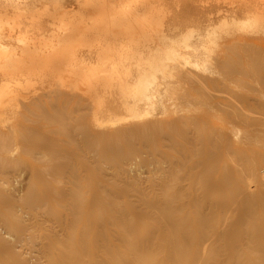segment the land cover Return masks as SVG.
<instances>
[{"label":"rangeland","instance_id":"1","mask_svg":"<svg viewBox=\"0 0 264 264\" xmlns=\"http://www.w3.org/2000/svg\"><path fill=\"white\" fill-rule=\"evenodd\" d=\"M54 1L57 5L58 0L34 3L31 15L24 0H14L20 7L9 10L6 20L0 16V34L14 37L0 49V56L10 58L0 62V86L5 80L10 86L0 87V264H264V7L248 8L249 13L245 6L253 0H156L155 15L137 16L140 22L145 18L143 23L137 21L141 29L146 26L140 32L145 34L135 32L129 41V36L115 32L120 39H113L114 45L112 40L107 45L102 39L101 44V38L87 35L88 28L91 34L95 29L89 22L97 12L94 19H104L107 5L92 15L79 14L75 30L84 35L70 46L66 42L68 48L65 41L58 45L51 38L50 43L40 41L44 47L35 42L30 51L35 57L50 51L60 58L65 48L96 50L83 57L95 70L75 75L76 80L74 75L75 79L69 78L68 68L63 69L67 74L49 68L45 59L51 56L36 63L47 69L42 64L40 70L38 64L29 71L32 63H27L30 56L26 60L25 53L19 61L22 68L18 63V47L43 34L42 28L38 32L35 24L30 25L31 20L36 13L51 15ZM54 7L58 10L54 15H60L61 7ZM210 8L222 13L209 25L201 27L196 20L185 25L186 19L204 16ZM22 9L29 16L18 11ZM20 12L23 15L14 16ZM64 15L63 28H69L71 19ZM54 17L59 19L58 14ZM106 23L107 28L113 25ZM23 32L27 39L34 33L30 41L22 40ZM16 37L21 41H13ZM52 44L57 48L52 50ZM116 48L130 51L117 56ZM131 49L137 51L132 54ZM182 52H187L185 57ZM108 56L113 58L103 62ZM109 60L116 65L111 71ZM77 64L72 65L74 70ZM126 66H131L130 74L140 70L142 81L128 77ZM124 79L126 85H119ZM86 83L94 89L89 91ZM8 89L18 95L12 96ZM141 93L144 100L137 104Z\"/></svg>","mask_w":264,"mask_h":264},{"label":"bare ground","instance_id":"2","mask_svg":"<svg viewBox=\"0 0 264 264\" xmlns=\"http://www.w3.org/2000/svg\"><path fill=\"white\" fill-rule=\"evenodd\" d=\"M39 0H24V6H25V9H28V12L32 15V10H33V8L35 7V4L34 3H36V2H38ZM95 1V2H94ZM93 2H92V0H58L57 1V5H56V3H55V1L52 3V4H55V5H53V7H51V8H53V9H51L52 10V12H49L51 15H49V13L48 12H46V14L47 15H49L48 17H42V15H38V17H37V13H36V17H33V16H31V17H33L35 20L33 21V19L31 20V24L30 25H34L35 24V27L36 28H38V32H39V28L41 29L42 28V30H43V34H41V35H36V40H34L33 41V39H35V36L33 35L36 31H34V33H32L31 34V32L33 31V30H35L34 28L35 27H33V29H32V31L30 32V34L31 35H33L34 36V38H33V36H32V38H31V35H29L30 37H28L29 39H27L26 38V34L29 32L28 30L30 29V28H28L27 30H26V34H24V32H23V34H22V36L23 35H25V38L26 39H24V38H22V40L23 41H25V40H29L30 41V38L32 39V41H30V43H25L24 42V46H22L21 45V47L23 48L24 47V49H23V51H22V48L20 49L19 47H18V51H20L19 52V54H20V56L18 55H16L17 56V58H19V60H18V63H19V61H20V58H23L24 59V55L21 57V55L22 54H24L25 53V58H26V60L28 59L27 57H29V59H28V61L29 62H27L28 64L29 63H32V65H27L25 62H23V65L25 64L26 65V67H25V65H24V67L25 68H28L27 66H29V71H31L30 69L32 68V66L34 65V66H38V64L40 65V66H38L39 67V69H40V67L42 66V64L41 63H38V64H36L37 63V61L39 60V59H42V58H45V57H50L51 56V60H49L50 58H46L45 59V61H46V63L45 64H48L49 65V68L51 67V68H53V70H59V72H60V70L62 71V73L63 72H65L64 70H66L67 68V71H69L68 72V74L70 73V79L73 77L74 79H75V75H77V77H78V74L79 75H81L80 73H87V71L88 72H90L91 73V69L93 68H90V66L91 65H88V64H85V61L83 62V57L84 56H90V52L92 51V50H94V49H92V48H90V49H92L91 51H89L88 49H89V46H88V48H87V46H86V48L87 49H85V48H83V49H85V50H83V49H81V50H79V49H75V47H73L74 49H70V50H67V48L70 46V42H73L75 39H79L80 37H81V34L82 35H84L83 33H79L77 30H75V29H79V27L77 28L76 27V25H75V22H76V19L79 21V19L80 18H82V17H80L79 18V14L81 15V14H84V13H86V12H90L91 13V15L94 13V10H96V12L99 10V7L101 8V7H105L106 5L109 7V11H108V13L105 15V17H104V19H101L100 17H98L97 18V20L96 19H94V17L95 16H97L98 15V12L96 13L97 15H95L94 17H93V23H92V21H91V23L89 22V20L90 19H92V16H90V14L88 13V15H89V17H88V15H87V17L89 18H85L86 20H87V22H89V25L90 24H92V26H94L95 27V29L92 31V34H91V29H89L88 28V30L90 31V35L87 33V31H85V29H86V27H85V29H84V31L87 33V35L90 37L91 35L92 36H97V38H101V40L102 39H104L105 40V42L107 43V45H108V42H110L111 40H112V43L111 44H113L114 45V43H113V39H115V42L116 41H119V39L120 38H116V37H118V35L119 34H116L115 32H118V33H120V36L119 37H124V36H129V41H132L131 40V37H132V35L133 34H136L135 32H138L139 31V33L141 32V30L143 29V28H145V27H143L142 29H141V24H139L138 22H140V20H137V19H141L140 17L139 18H137V16L139 15H141L140 13H144L145 15H146V13L148 14V15H153L154 14V10H155V2L157 3L158 1H156V0H141L140 2L139 1H135V3H133L131 0H99V1H97V0H94ZM188 2H192L193 0H187ZM200 1V0H199ZM202 1V0H201ZM247 1V0H246ZM127 2H129V4H131V2H132V4L130 5V7H128V4H127ZM250 2V1H249ZM253 2V3H252ZM52 4H51V6H52ZM158 4V3H157ZM203 4V3H202ZM242 5H243V3H241ZM155 5V6H154ZM233 5V4H232ZM231 4H230V6H232ZM255 5H257L256 7H255ZM261 5V7L263 6L264 7V1L263 0H261V1H258V0H253V1H251L250 3H247L246 4V6H245V10L246 11H248L249 9L248 8H258V6H260ZM44 6H46V5H44ZM54 6H58V7H61V14H66L67 16H69L70 17V19H71V22H72V25L71 26H69L70 25V21H68L69 23V25H66V26H69V28H63L64 26V23L65 22H63L62 23V20H61V17H63L64 18V16L63 15H59V12H56L57 14H58V16H59V19H58V17H54V16H56V15H54V12H55V10L57 9L56 7H54ZM240 6V5H239ZM14 7H20L19 6V3L18 2H14V0H0V16L2 17L3 15H4V17H2V18H5V20H6V17L8 16H6L5 17V15L9 12V10H12ZM23 7V6H22ZM160 7V6H159ZM201 7H202V9L204 10L205 9V7H204V5H201ZM15 8V9H16ZM24 8V7H23ZM46 8V7H45ZM68 8V9H67ZM97 8V9H96ZM105 8H107V7H105ZM123 8H125V9H123ZM157 8V7H156ZM24 9V10H25ZM38 9V8H37ZM55 9V10H54ZM60 9V8H59ZM103 9V8H102ZM158 10H159V8H157ZM161 9V8H160ZM40 10V9H39ZM104 10V9H103ZM108 10V9H107ZM166 10V9H165ZM220 8H217L215 11H214V9L213 8H210V10L208 11V13L207 14H205L204 16H201V15H194V17H193V19L192 18H189L188 20L186 19L185 20V25L188 23V22H191L192 20H196L197 21V24H199V26H201L202 24H203V26L205 25V26H207V25H209L212 21H213V19H214V17L215 16H220V13H222V11L220 12ZM241 10H242V8H241ZM17 11V10H16ZM18 11H22L23 12V9L22 10H18ZM17 11V12H18ZM56 11H58V10H56ZM100 11V10H99ZM162 11H164V10H162ZM225 11V10H224ZM232 11H233V9H232ZM243 11V10H242ZM35 12V11H34ZM157 11H155V13H156ZM220 12V13H219ZM225 12H227V11H225ZM233 12H237V10H234ZM249 12V11H248ZM39 13H40V11H39ZM43 13H44V11H43ZM101 13V12H100ZM104 13V12H103ZM202 13V12H201ZM215 13H216V15H215ZM238 13V12H237ZM243 13V12H242ZM250 13V12H249ZM11 15L13 14V13H10ZM17 14H22L21 12L20 13H15L14 14V16L15 15H17ZM23 14H24V12H23ZM22 14V15H23ZM28 15V13H25L24 15ZM46 14L44 15V16H46ZM143 14V15H144ZM159 14V13H158ZM161 14H163V13H161ZM160 14V15H161ZM231 14H232V12H231ZM241 14V13H240ZM100 15V14H99ZM144 15V16H145ZM155 15V14H154ZM251 15V14H250ZM29 16V15H28ZM61 16V17H60ZM84 16V15H83ZM149 16V17H150ZM259 16V15H258ZM0 17V18H1ZM13 17V16H12ZM68 17V18H69ZM142 17V16H141ZM149 17H148V19H149ZM153 17V16H152ZM158 17V16H157ZM216 17V18H217ZM249 17V16H248ZM23 18H24V16H23ZM66 18V17H65ZM106 18V19H105ZM159 18H160V16H159ZM246 19H247V17H245ZM24 19H26V18H24ZM84 19V20H85ZM143 19V18H142ZM145 19V18H144ZM144 19H143V21H144ZM147 19V20H148ZM150 19H151V17H150ZM153 19V18H152ZM156 19V18H155ZM224 19V18H223ZM229 19V18H228ZM28 20V19H27ZM56 20H61V23H62V25H60L61 23H59L58 25L56 24L57 23V21ZM100 20V21H99ZM107 20H108V22L109 21H111L112 22V26L110 27V25L108 26V28L107 27H105L104 25H105V23L107 22ZM0 21H1V19H0ZM25 21V20H24ZM23 21V22H24ZM77 21V23L76 24H78L79 25V22ZM106 21V22H105ZM138 21V22H137ZM143 21H141L142 23H143ZM146 21V20H145ZM160 21V20H159ZM220 21V20H219ZM244 21V20H243ZM246 21V20H245ZM2 22H3V20H2ZM25 22H28V21H25ZM24 22V23H25ZM82 22V21H81ZM105 22V23H104ZM140 22V23H141ZM148 22H149V20H148ZM204 22V23H203ZM5 23V22H4ZM11 23V22H10ZM22 23V22H21ZM150 23H152L151 21H150ZM149 23V24H150ZM155 23V21L153 22V24ZM229 23V22H228ZM232 23V22H231ZM243 23V25H244V23L245 22H242ZM7 24V23H6ZM17 24H18V22H17ZM66 24H67V22H66ZM84 24V23H83ZM82 24V25H83ZM107 24V23H106ZM190 24V23H189ZM225 24H227V23H224V25ZM233 24H234V22H233ZM240 24V23H239ZM254 24V23H253ZM1 25V24H0ZM18 25H20V24H18ZM18 25H16V27H15V29L17 28H19L20 29V26L19 27H17ZM23 25V23L21 24V26ZM25 26L27 25L28 26V24L26 23V24H24ZM23 25V26H24ZM30 25L28 26V27H30ZM62 27V29H61V31L63 32V33H60L57 29L60 27V26ZM82 25H81V28L83 29L84 28V25H83V27H82ZM148 25V24H147ZM223 25V26H224ZM250 25V24H249ZM24 26V27H25ZM55 26L57 27L56 29H55ZM113 26H115L116 27V29H115V27H114V30H113ZM136 26H140L139 28H138V30H137V28H136ZM143 26V25H142ZM173 26V25H172ZM32 27V26H31ZM93 27V28H94ZM149 27V26H148ZM156 27V26H155ZM202 27V26H201ZM251 27V26H250ZM11 28H13V27H11ZM172 28V27H171ZM175 28H176V26H175ZM174 28V29H175ZM205 28V27H204ZM0 29H1V27H0ZM24 29H26V28H24ZM55 29V30H54ZM59 29V30H60ZM67 29V30H66ZM177 29H180V27H178ZM206 29V28H205ZM21 30H23V29H21ZM64 30H66V31H64ZM146 30V29H145ZM172 30H173V28H172ZM189 30V29H188ZM198 30V29H197ZM4 31V30H3ZM24 31V30H23ZM83 31V32H84ZM170 32H171V30H169ZM10 32H12V30L10 31ZM9 32V33H10ZM20 32V31H19ZM41 32V31H40ZM188 32V31H187ZM16 33V32H15ZM143 33V32H142ZM142 33H140V34H142ZM168 33V32H167ZM21 34V33H20ZM38 34V33H37ZM40 34V33H39ZM143 34H145V33H143ZM186 34V33H185ZM14 35V34H13ZM18 35H19V33H18ZM87 35H86V37H87ZM115 35H117V36H115ZM122 35V36H121ZM130 35H131V37H130ZM146 35H149L148 34V32L146 33ZM175 35V34H174ZM173 35V36H174ZM189 35V34H188ZM187 35V36H188ZM191 35V34H190ZM200 35H202V34H200ZM209 35V34H208ZM213 35V34H212ZM17 36V35H16ZM91 36V37H92ZM100 36V37H99ZM134 37H135V35H133ZM137 36V35H136ZM142 36V35H141ZM181 36V35H180ZM199 36V35H198ZM89 37H88V39H89ZM122 37V38H123ZM125 37V38H126ZM139 36H137V38H138ZM159 37V36H158ZM160 37H165V36H163V35H160ZM159 37V38H160ZM172 37V36H171ZM177 37V36H176ZM179 37V36H178ZM201 37V36H200ZM14 37L11 35V34H4V35H1L0 34V49H2L1 47H5V45H7L6 44V42L8 41V42H11V41H9V40H12ZM18 37H16L13 41H15V40H18V42L19 41H21V39H19V38H21L20 36H19V38L17 39ZM55 39V41L56 42H58V45H59V43L61 42H64L65 41V44H66V42H69L68 43V45L69 46H67V44H66V46H67V48H65L66 50H65V56L62 54V56H60V58H59V56L57 55V57H55L56 56V54H54L53 52V54H54V57L52 56L53 54L50 52V51H45V55L43 54L41 57H40V55H38L37 57H35L34 55V53L33 52H31L30 53V51L32 50V49H35V42L38 44V46H42V47H44L43 46V44H41L40 45V41L41 42H44L46 39H49V43H50V39ZM128 38V37H127ZM140 38V37H139ZM161 38V39H162ZM175 38V37H174ZM182 38V37H181ZM51 39V40H52ZM63 39V40H62ZM84 39L86 40L87 38H85V36H84ZM92 39H94V38H92ZM118 39V40H117ZM140 39H142L143 40V38H140ZM144 39H145V37H144ZM154 39V38H153ZM165 39V38H164ZM58 40V41H57ZM59 40H61V41H59ZM67 40V41H66ZM90 40V39H89ZM98 40V39H97ZM97 40H95V41H97ZM101 40H99L98 42H100L101 43ZM104 40H102V42L103 43H101V44H105L104 43ZM126 40V39H125ZM127 40V41H128ZM150 40H152V39H150ZM155 40V39H154ZM154 40H152V41H154ZM158 40H160V39H158ZM165 40H167V39H165ZM170 40V39H169ZM173 41H175L174 39H172ZM12 41V42H13ZM23 41L21 42V43H23ZM76 41V40H75ZM81 41H83V39L81 40ZM87 41V40H86ZM92 41V40H91ZM122 41V40H121ZM133 41H135V40H133ZM242 42H243V40H241ZM17 42V43H18ZM32 42V43H31ZM54 42V41H53ZM52 41H51V43H53ZM55 42V43H56ZM94 42V41H93ZM124 42V41H123ZM231 42V41H230ZM97 43V42H96ZM125 43H126V41H125ZM125 43H123L124 45H126ZM132 43H134V42H132ZM146 43H148V42H146ZM234 43V42H233ZM34 44V45H33ZM64 43H62V45H63ZM83 44H84V41H83ZM139 44V43H138ZM141 44V43H140ZM143 44V43H142ZM171 44V43H170ZM209 44V43H208ZM253 44V43H252ZM16 45V44H15ZM33 45V46H32ZM53 45V44H52ZM51 45V46H52ZM57 45V44H56ZM54 46V47H52L51 49L52 50H54L55 48H57V46ZM62 45H60V46H62ZM84 45H87V44H84ZM98 45V44H97ZM100 45V44H99ZM118 45V44H117ZM123 45V46H124ZM179 45V44H178ZM186 45V44H185ZM224 45V44H223ZM234 45V44H233ZM251 45V44H250ZM9 46V45H8ZM17 46H18V44H17ZM73 46V45H72ZM111 46V45H110ZM121 46V45H120ZM139 46V45H138ZM142 46V48H145V47H143V45H140V47ZM193 46V45H192ZM191 46V47H192ZM230 46V45H229ZM245 46H247V45H245ZM81 47V46H80ZM103 47H104V45H103ZM105 47L107 48V49H109L108 48V46H106L105 45ZM113 47V46H112ZM112 47L110 48V50L112 49ZM118 47V46H117ZM155 47V46H154ZM189 47V46H188ZM187 47V48H188ZM191 47H190V49H191ZM196 47V45L194 44V46L192 47L193 49ZM200 47V46H199ZM10 48V47H9ZM32 48V49H31ZM54 48V49H53ZM124 48V47H123ZM129 48V47H128ZM148 48V47H147ZM171 48V47H170ZM183 48H185V47H183ZM197 48H198V46H197ZM241 48V47H240ZM256 48V47H255ZM16 49V48H15ZM102 49V47L100 48V50ZM120 49V48H119ZM119 49H113V53L115 52V55H125V53H128L129 51H130V49H129V51L127 50L126 52H123V50L121 49V51L120 52H118L119 51ZM146 49V48H145ZM192 49V50H193ZM229 49V48H228ZM251 49H252V47H251ZM39 50V49H38ZM45 50H47V49H45ZM109 50V51H110ZM118 50V51H117ZM125 50H126V48H125ZM136 51H137V49H135ZM135 50L133 51V49H131V51H133L132 52V54L135 52ZM196 50V49H195ZM255 50V49H254ZM15 51V50H14ZM41 51V50H40ZM96 51V50H95ZM95 51H92V53H94ZM145 51V50H144ZM143 51V52H144ZM157 51V50H156ZM170 51V50H169ZM185 51H188V49L187 50H185ZM198 51V50H197ZM252 51V50H251ZM9 52V51H8ZM35 52V51H34ZM61 52V51H60ZM67 52V53H66ZM112 52V51H111ZM110 52V53H111ZM150 52V51H149ZM154 52V51H153ZM192 52V51H191ZM194 52V51H193ZM200 52V54H201V51H199ZM10 53V52H9ZM12 53V52H11ZM22 53V54H21ZM34 55H33V54ZM37 53V52H36ZM41 53H43L42 51H41ZM63 53H64V51H63ZM96 53V52H95ZM101 53H102V51H101ZM117 53V54H116ZM137 53V52H136ZM139 53V52H138ZM151 53V52H150ZM150 53H148V54H150ZM159 53V52H158ZM174 53H175V51H174ZM187 53V52H186ZM186 53L184 52V54H183V52H182V56H186ZM189 53H190V51H189ZM196 53V52H195ZM194 53V54H195ZM198 53V52H197ZM235 53H237V52H235ZM248 53V52H247ZM250 53H252V52H250ZM262 53V52H261ZM14 54V53H13ZM40 54V53H39ZM60 54V53H59ZM67 54V55H66ZM112 54V53H111ZM142 54V53H141ZM147 54V55H148ZM173 54V53H172ZM199 54V53H198ZM198 54H196V55H198ZM255 54V53H254ZM257 54V53H256ZM255 54V55H256ZM263 54V53H262ZM10 55V54H9ZM12 55V54H11ZM100 55V54H99ZM107 55H108V53H107ZM117 55V56H118ZM138 55V54H137ZM156 55V54H155ZM196 55H194V56H196ZM202 55V54H201ZM235 55V54H234ZM251 55V54H250ZM253 55V54H252ZM6 56V55H5ZM102 56V55H101ZM127 56V55H126ZM130 56L132 57L133 55H131V52H130ZM149 56V55H148ZM147 56V57H148ZM238 56V55H237ZM4 57V56H3ZM2 56H0V62L2 63L4 60H5V58H6V61H7V59H10L9 58V56L7 55L6 57H4L3 58ZM8 57V58H7ZM104 57V56H103ZM113 58L112 56H108V58L105 60V61H103V62H107L108 61V59L109 58ZM115 57V56H114ZM128 57V56H127ZM138 57V56H137ZM145 57V56H144ZM179 57V56H178ZM236 57V56H235ZM254 57V56H253ZM262 57V56H261ZM14 58H16V57H14ZM106 58V57H105ZM117 58V57H116ZM116 58H114L115 60H121V59H116ZM130 58V57H129ZM177 58V57H176ZM187 58V57H186ZM236 58H238V57H236ZM248 58V57H247ZM252 58V57H251ZM13 59V56H12V58H11V60ZM99 59H100V56H99ZM171 60H173V59H175V58H172V56H171V58H170ZM239 59V58H238ZM87 60V59H86ZM100 60H104L103 58L102 59H100ZM144 60V59H143ZM167 60V59H166ZM236 60V59H235ZM253 60V59H252ZM16 61V59L14 60V62ZM99 61V60H98ZM111 60H109V71H111L113 68H115V66L113 67V65L111 64V62H110ZM113 61V60H112ZM118 61V62H119ZM169 61V60H168ZM174 61V60H173ZM184 61V60H183ZM186 61V60H185ZM184 61V62H185ZM238 61V60H237ZM249 61V60H248ZM11 62V61H10ZM14 62H12V64H13V66H14ZM17 62V61H16ZM49 62V63H48ZM113 62H115V61H113ZM112 62V63H113ZM116 63V64H120V65H118V66H121V63ZM120 62H122V63H124L123 62V59H122V61H120ZM151 62V61H150ZM170 62V61H169ZM180 62H181V59H180ZM4 63V62H3ZM6 63V62H5ZM76 63H80L78 66H77V69L75 68V70H74V66H72L73 64H75V66H76ZM87 63H89V62H87ZM154 63V62H153ZM156 63H157V61H156ZM159 63V62H158ZM175 63V62H174ZM177 63V62H176ZM239 63V62H238ZM8 64V63H7ZM7 64H2V66H6ZM21 64V65H20ZM45 64H43L44 66H45ZM95 64V63H94ZM102 64H104V63H101V65ZM160 65L159 66H161V63H159ZM236 64V63H235ZM253 64V63H252ZM10 65V64H9ZM19 65L21 66V68H22V63H19ZM157 65V64H156ZM162 65H163V63H162ZM182 65H183V63H182ZM19 66V67H20ZM47 66V65H46ZM45 66V67H46ZM103 66V65H102ZM113 68H112V67ZM127 66H128V64H127ZM126 66V67H127ZM131 66H132V64H131ZM131 66L130 67H125L124 68V70H126V71H124V72H126V73H129V74H127V76L128 77H132L133 79L134 78H136V77H138V78H140V81H142L141 80V77L143 76V74H141L140 75V70H138V71H135V72H133V74H130L131 73V71H132V68H131ZM134 66H136V65H134ZM159 66H158V68H159ZM179 66H180V64H179ZM242 66V65H241ZM250 66H251V64H250ZM10 67V66H9ZM45 67H43V68H45ZM122 67H123V65H122ZM121 67V68H122ZM162 67H164V65L162 66ZM177 67V66H176ZM66 68V69H65ZM96 68H98V66L96 67ZM106 68V67H105ZM112 68V69H111ZM120 68V67H119ZM129 68H131V70L129 69ZM156 68V67H155ZM157 68V69H158ZM161 68V67H160ZM180 68V67H179ZM191 68V67H190ZM256 68V67H255ZM257 68H258V66H257ZM260 68V67H259ZM11 69V68H10ZM15 69V68H14ZM33 70L34 69H36V68H32ZM45 69H47V67L45 68ZM64 69V70H63ZM107 69V68H106ZM137 69V68H136ZM150 69V68H149ZM156 69V70H157ZM182 69V68H181ZM240 69V68H239ZM27 70V69H26ZM41 70V69H40ZM95 70V68H93V70H92V72ZM97 70V69H96ZM103 70L105 71V69H104V67H103ZM153 70V69H152ZM151 70V72H153ZM155 70V69H154ZM193 70H194V68H193ZM4 71V70H3ZM17 71H18V69H17ZM52 71V70H51ZM66 71V72H67ZM239 71V70H238ZM246 71H248V70H246ZM255 71V70H254ZM6 72V70L4 71V73ZM55 72V71H54ZM53 72V73H54ZM58 72V73H59ZM65 72V74H67ZM118 72V71H117ZM117 72H115V73H117ZM123 72V71H122ZM123 72V73H124ZM147 72H149V71H147ZM155 72H157V71H155ZM180 72H182V71H180ZM187 72V71H186ZM7 73V72H6ZM28 73V72H27ZM31 73V72H30ZM56 73V72H55ZM106 73V72H105ZM110 73V74H109ZM113 73H114V71H113ZM120 73V72H119ZM121 74V75H124V74ZM141 73H145V71L144 72H141ZM150 73V72H149ZM19 74H20V72H19ZM59 74H61V73H59ZM59 74H58V76H59ZM84 74V75H85ZM89 74V73H88ZM93 74V73H92ZM108 74L109 75H111V72H108ZM107 74V76H109ZM156 74V73H155ZM181 74V73H180ZM179 74V75H180ZM183 74V73H182ZM237 74V73H236ZM7 75V74H6ZM6 75H4V76H6ZM75 77H74V76ZM83 75V76H84ZM101 75H103V74H101ZM140 75V76H139ZM144 75H146L145 77H148L149 75L148 74H144ZM148 75V76H147ZM190 75V74H189ZM12 76V75H11ZM22 76V75H21ZM63 76H64V74H63ZM62 76V77H63ZM82 76V77H83ZM87 76H89L90 77V79L92 78L90 75H87ZM87 76H85V77H87ZM114 76V75H113ZM152 76V75H151ZM183 76V75H182ZM57 77V76H56ZM77 77H76V80H79V79H77ZM80 77V76H79ZM78 77V78H79ZM81 77V78H82ZM110 77V76H109ZM108 77V78H109ZM115 77L116 76H114V79H115ZM184 77V76H183ZM188 77H190V76H188ZM192 77H193V75H192ZM191 77V78H192ZM248 77H250V76H248ZM9 78V77H8ZM55 78V77H54ZM58 78V77H57ZM56 78V79H57ZM67 78V77H66ZM88 78V77H87ZM117 78V77H116ZM154 78V77H153ZM190 78V79H191ZM64 79V78H63ZM62 79V80H63ZM68 79V78H67ZM98 79V78H97ZM97 79H96V81H97ZM113 79V80H114ZM120 78H118V80H119ZM123 79V78H122ZM142 79H144V77L142 78ZM147 79V78H146ZM145 79V80H146ZM155 79H156V77H155ZM182 79V78H181ZM196 79V78H195ZM5 80V79H4ZM61 80V79H60ZM109 80V79H108ZM112 80V81H113ZM130 80V79H129ZM6 81V80H5ZM5 81H3V85H1V86H5V84H6V86H7V84H8V82L6 83ZM45 81H46V79H45ZM56 81V80H55ZM68 81H69V79H68ZM70 81H72V83L74 82L73 80H70ZM81 81V80H80ZM83 81H84V79H83ZM93 81H95V80H93ZM99 81V80H98ZM115 81V80H114ZM114 81H113V83H114ZM126 82L127 83V80H123V81H118L119 83V85H124V84H122V82ZM144 81V80H143ZM153 81V80H152ZM182 81V80H181ZM2 82V81H1ZM0 82V83H1ZM23 82V81H22ZM24 82H28V81H25L24 80ZM40 82V81H39ZM132 82V81H131ZM242 82V81H241ZM18 83V82H17ZM17 83L15 84V86L17 85ZM32 83V82H31ZM42 83V82H41ZM45 83V82H44ZM62 83V82H61ZM64 83H66V82H64ZM72 83H71V85H72ZM89 83V82H88ZM88 83H86L87 85V88L89 87V85H92L91 83L88 85ZM95 83H98V82H94V84ZM104 83H106V81L104 82ZM109 83H110V81H109ZM135 84H136V82H134ZM139 83V82H138ZM146 84L148 83V82H145ZM172 83V82H171ZM196 83H198V82H196ZM244 83H246V82H244ZM243 83V84H244ZM28 85H26V83L24 84V86L26 85V86H30V84L29 83H27ZM43 84V83H42ZM54 84H56V83H54ZM69 84V83H68ZM78 84V83H77ZM76 84V85H77ZM81 85L82 84H84V82L82 83V81H81V83H80ZM79 84V85H80ZM107 84V83H106ZM114 84H116V83H114ZM242 84V85H243ZM12 85V84H11ZM19 85H20V83H19ZM18 85V86H19ZM108 85V84H107ZM110 85V84H109ZM126 85V84H125ZM147 85H150V83L149 84H147ZM196 85V84H195ZM251 85V84H250ZM0 86V87H1ZM23 86V87H24ZM74 86V85H73ZM84 87H85V85H83ZM92 86H94V85H92ZM92 86H91V89H94V87L92 88ZM117 86V84L115 85V87ZM139 86V85H138ZM8 87V86H7ZM10 87V86H9ZM8 87V88H9ZM69 87V86H68ZM77 87V86H76ZM81 87V86H80ZM106 87V86H105ZM118 87V86H117ZM2 88H4V87H2ZM19 88H21V87H19ZM26 88V87H25ZM122 88V87H121ZM131 88V87H130ZM129 88V89H130ZM147 88H148V86H147ZM5 89H6V87H5ZM4 89V90H5ZM14 89V88H13ZM24 89V88H23ZM55 89H57L56 88V86H55ZM59 89V88H58ZM57 89V90H58ZM75 89V88H74ZM86 89V88H85ZM90 89V87L88 88V90L90 91L91 90ZM148 89H150V88H148ZM155 89V88H154ZM9 91H10V89H8ZM25 90V89H24ZM27 90V89H26ZM25 90V91H26ZM120 90V89H119ZM128 90V89H127ZM133 90V89H132ZM141 90H142V88H141ZM2 91V90H1ZM59 91V90H58ZM66 91V90H65ZM87 91V90H86ZM93 92H95V90H92ZM123 91V90H122ZM151 91V90H150ZM153 91V90H152ZM155 91V90H154ZM3 92V91H2ZM5 92H8V91H5ZM11 92V91H10ZM47 92V91H46ZM45 92V93H46ZM71 92V91H70ZM74 92H76V91H74ZM82 92V91H81ZM103 92V91H102ZM136 92V91H135ZM138 92H139V90H138ZM140 92H142V91H140ZM12 93V96H14V94H15V92L13 93V92H11ZM19 93V92H18ZM35 93V92H34ZM68 94H70L69 92H67ZM78 93V92H77ZM137 93V92H136ZM7 94V93H6ZM9 95H10V93H8ZM72 94V93H71ZM82 94V93H81ZM84 94V93H83ZM16 95V94H15ZM18 95V94H17ZM16 95V96H17ZM56 95H58V94H56ZM74 95V94H73ZM72 95V96H73ZM75 95H78V94H75ZM85 95V94H84ZM90 95V94H89ZM95 95V94H94ZM109 95V94H108ZM134 95V94H133ZM133 95H128V96H130L131 97V99L133 98L132 96ZM138 95H140V94H138ZM142 95H145L144 93H141V96ZM11 96V95H10ZM22 96V95H21ZM53 96H55V94L53 95ZM81 96V95H80ZM127 96V95H126ZM30 97V96H29ZM35 97H36V95H35ZM45 97V96H44ZM64 97V96H63ZM68 97V96H67ZM66 97V98H67ZM70 97V96H69ZM97 97V96H96ZM16 98V97H15ZM20 98V97H19ZM54 98H56V97H54ZM61 98V97H60ZM86 98H87V96H86ZM127 98V97H126ZM146 98V97H145ZM153 98V97H152ZM40 99V98H39ZM42 99V98H41ZM62 99V98H61ZM78 99H79V96H78ZM98 99V98H97ZM96 99V100H97ZM134 99V98H133ZM132 99V100H133ZM136 100L134 101L135 103H137V101H141V100H144V97L142 96V98L141 97H136L135 98ZM31 100V99H30ZM70 100V99H69ZM68 100V101H69ZM86 100V99H85ZM89 100V99H88ZM26 101V100H25ZM48 101V100H47ZM77 102H78V100H76ZM75 101V102H76ZM87 101V100H86ZM146 101V100H145ZM51 102V101H50ZM55 102V101H54ZM62 102V101H61ZM90 102V101H89ZM134 102H132V103H134ZM142 102V101H141ZM68 103V102H67ZM67 103H65V104H67ZM83 103H84V101H83ZM134 103V104H135ZM43 104V103H42ZM48 104V103H47ZM52 104H54V103H51V105ZM85 104V103H84ZM89 104V103H88ZM87 104V105H88ZM138 104V103H137ZM61 105V104H60ZM64 105V104H63ZM79 105H81V104H79ZM86 105V106H87ZM93 105V104H92ZM131 105V104H130ZM136 105V104H135ZM72 106V105H71ZM84 106V105H83ZM82 106V107H83ZM40 107V106H39ZM41 107H42V105H41ZM41 107H40V109H41ZM51 107V106H50ZM54 107V106H53ZM61 107H62V105H61ZM77 107V106H76ZM76 107H74V109L76 108ZM97 107H98V105H97ZM135 107V106H134ZM26 108V107H25ZM34 108H35V106H34ZM127 108V107H126ZM45 109V108H44ZM53 109V108H52ZM55 109H56V107H55ZM82 109V108H81ZM86 109V108H85ZM88 109V108H87ZM128 109H130L129 107L127 108V110ZM24 110V109H23ZM59 110V109H58ZM110 110V109H109ZM133 110V109H132ZM29 111V110H28ZM44 111H46V110H44ZM43 111V112H44ZM70 111H72V110H70ZM107 111V110H106ZM111 111V110H110ZM130 111V110H129ZM20 112V111H19ZM81 112V111H80ZM109 112V111H108ZM48 113V112H47ZM65 113V112H64ZM68 113V112H67ZM90 113V112H89ZM107 113V112H106ZM132 113H134V110H133V112ZM29 114V113H28ZM45 114V113H44ZM66 114V113H65ZM79 115H80V113H78ZM91 114V113H90ZM37 115V114H36ZM49 115V114H48ZM83 115V114H82ZM95 115V114H94ZM94 115H92V116H94ZM97 115V114H96ZM18 116V115H17ZM35 116V115H34ZM38 116V115H37ZM70 116V115H69ZM77 116V115H76ZM81 116V115H80ZM122 116V115H121ZM139 116V115H138ZM40 117V116H39ZM53 117V116H52ZM118 117V116H117ZM135 117V116H134ZM133 117V118H134ZM26 118V117H25ZM24 118V119H25ZM46 118V117H45ZM77 118V117H76ZM126 118V117H125ZM70 119V118H69ZM32 120V119H31ZM37 120V119H36ZM66 120V119H65ZM64 120V121H65ZM95 120V119H94ZM25 121V120H24ZM30 121V120H29ZM62 121V120H61ZM71 121V120H70ZM33 122V121H32ZM96 122V121H95ZM16 123V122H15ZM14 123V124H15ZM72 123H73V121H72ZM54 124V123H53ZM46 125V124H45ZM38 126V125H37ZM2 128V127H1ZM16 128V127H15ZM19 128V127H18ZM50 129V128H49ZM80 130V129H79ZM44 131V130H43ZM59 131V130H58ZM76 131V130H75ZM53 132V131H52ZM54 132H55V130H54ZM53 132V133H54ZM59 133V132H58ZM80 133V132H79ZM101 133V132H100ZM66 135V134H65ZM77 135V134H76ZM92 135V134H91ZM80 138H81V136H80ZM31 214V213H30ZM37 218V217H36ZM35 220V219H34ZM121 229H123V228H121ZM125 230H127V229H125ZM124 230V231H125ZM29 231V230H28ZM118 231L119 230H117V234H118ZM121 231H123V230H120V232ZM128 231V230H127ZM124 234V233H123ZM125 234H127L126 233V231H125ZM124 234V235H125ZM119 235V234H118ZM121 235V234H120ZM127 235H129V233L127 234ZM123 236V235H122ZM133 237V236H132ZM121 238V237H120ZM124 238V237H123ZM126 238V237H125ZM125 240H127V239H125ZM128 240H130V238L128 239ZM127 240V241H128ZM135 240V239H134ZM132 241V240H131ZM126 242V241H125ZM129 243H130V241H128ZM137 242V241H136ZM134 244V243H133ZM72 247V246H71ZM138 248V247H137ZM136 248V249H137ZM143 251V250H142ZM142 251H140V252H142ZM75 252V251H74ZM144 252V251H143ZM65 253V252H64ZM63 253V254H64ZM71 253H72V251H71ZM78 253V252H77ZM75 254V253H74ZM73 254V255H74ZM68 255H70V252H69V254ZM73 255H72V257H71V260H73V258H75V257H73ZM76 255V254H75ZM59 257V256H58ZM57 257V258H58ZM68 257H70V256H68ZM110 257H112V256H110ZM56 258V257H55ZM56 258V259H57ZM63 258V257H62ZM78 258V257H77ZM111 259V258H110ZM114 260L116 259V258H113ZM63 260V259H62ZM64 261V260H63ZM69 261H70V258H69ZM75 261H77V260H75ZM73 262V261H72ZM65 263V261L63 262V264ZM69 263V262H68ZM74 263V262H73ZM76 263V262H75Z\"/></svg>","mask_w":264,"mask_h":264}]
</instances>
